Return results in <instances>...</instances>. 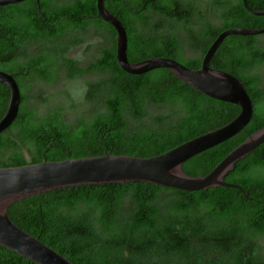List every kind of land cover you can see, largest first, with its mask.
<instances>
[{
	"label": "trees",
	"instance_id": "16d2710c",
	"mask_svg": "<svg viewBox=\"0 0 264 264\" xmlns=\"http://www.w3.org/2000/svg\"><path fill=\"white\" fill-rule=\"evenodd\" d=\"M237 2L238 18L230 17L228 9L215 13L222 29L264 27V16H251ZM200 16L187 18L165 10L170 29L181 25L174 20L185 22L184 42L190 49H195L197 35L212 30L204 14ZM120 24L128 62L161 57L188 69L198 68V59L172 52L181 44L171 33L165 38L157 35L160 26L147 33L137 32L130 17ZM23 27L0 21V53L13 44L3 39L4 30L17 33ZM234 38L243 36L225 40ZM79 43L75 40L64 50ZM240 54L231 51L211 68L242 83L252 103V116L236 135L185 161L181 169L188 176L208 174L247 135L264 126V86L249 87L244 80L255 77L233 73L228 67V59ZM57 58L65 84L82 74L94 73L98 78L83 81L88 91L81 103L73 101L66 89L35 94L19 78L18 114L0 133V168L104 154L150 158L224 126L239 112L234 105L181 85L165 69L140 76L125 74L114 60L113 38L106 40L105 50L86 67L60 53ZM52 60L51 55L38 58L7 51L0 55V71H27L31 79L53 86L57 78ZM257 65L264 66V52L244 69ZM7 94L0 85V118ZM223 181L240 187L249 200L238 189L226 187L182 192L145 183L81 185L20 200L7 207L6 215L15 227L70 264H264V246L256 245L264 236V143L237 161ZM0 264L34 263L0 247Z\"/></svg>",
	"mask_w": 264,
	"mask_h": 264
},
{
	"label": "water",
	"instance_id": "95a60500",
	"mask_svg": "<svg viewBox=\"0 0 264 264\" xmlns=\"http://www.w3.org/2000/svg\"><path fill=\"white\" fill-rule=\"evenodd\" d=\"M22 0H0V6ZM36 4V0H35ZM243 9L253 16H264V11H251L241 0ZM96 16L109 25L115 34L114 60L125 74L140 76L156 69H165L181 85L218 102L236 106L239 112L224 126L210 130L188 140L169 151L150 158L113 156L84 157L61 161L42 160L35 164L0 168V247L34 264H70L38 240L15 227L7 218L6 209L20 200L52 190L100 184L145 183L182 192L206 191L218 187L238 189L225 183L224 176L233 165L264 143V126L249 134L204 176H188L181 165L193 156L204 152L240 132L252 116V103L242 83L232 75L209 68V61L221 41L227 36H256L263 29L229 28L220 32L205 51L200 66L188 69L169 58H147L128 62L126 35L120 22L103 7V0H95ZM90 17V16H86ZM81 18V17H80ZM0 71V85L7 90V103L0 118V133L4 132L18 114L20 95L13 77ZM249 200V199H248Z\"/></svg>",
	"mask_w": 264,
	"mask_h": 264
},
{
	"label": "flooded vegetation",
	"instance_id": "af4514ba",
	"mask_svg": "<svg viewBox=\"0 0 264 264\" xmlns=\"http://www.w3.org/2000/svg\"><path fill=\"white\" fill-rule=\"evenodd\" d=\"M238 1L242 7L241 0ZM220 2L223 3V6L218 5ZM237 3V0H103V7L119 22L121 19L132 18L137 32L150 33L151 27L160 26L158 31L155 32L157 35L165 38V34L171 33L181 44L179 48H174L172 52L174 54L180 53L184 59H198L199 68L201 59L209 45L220 32L229 29L221 28L222 23L215 17V13L220 12L222 9H228L230 17L238 18ZM256 3L261 5L255 6ZM245 4L251 11H264V0H245ZM155 9L160 10L161 13L155 12ZM165 10H171L174 15L193 19L204 14V22L210 24L212 30L208 34L197 35L194 38L195 49H190L184 42L183 25L185 22L174 20V23L181 25L176 26L175 24L170 29L169 23L171 20L165 17ZM0 21L6 24L14 22L24 26L17 33L9 29L4 30L3 39L5 41L10 40L13 43L8 47V52L12 54L23 53L38 58L43 55L53 57L51 63L54 66L53 69L57 78L53 86L31 79L27 71L5 72L9 74L20 73L14 75V81L17 84L18 79L23 78L33 93L39 90L46 93L51 92L63 82L59 73L61 62L57 58L58 53L69 60L76 61L79 67H86L92 59L97 58L99 53L105 50L106 40L115 37L113 29L109 25L110 30L107 29V24L97 18L95 0H36V4L35 0H22L18 3L0 6ZM189 23L191 24V22ZM193 26L197 29L200 27L198 23H193ZM43 32L47 35H42ZM75 40H80V43L64 50ZM163 48H165V44H163ZM234 50H238L241 54L238 58L228 59L230 71L237 74H246L248 77H255L254 81L248 79L244 82L251 88H262L264 86V66L257 65L247 70L244 67L258 59L260 53L264 52V34L245 36L242 39L234 38L228 41L224 38L211 57L208 64L209 68L219 65L220 60ZM7 51L1 52L0 55L5 54ZM97 78L96 74L88 73L80 75L77 81H93ZM257 241L259 244L256 245L264 246V236L257 239Z\"/></svg>",
	"mask_w": 264,
	"mask_h": 264
},
{
	"label": "clouds",
	"instance_id": "9594fccd",
	"mask_svg": "<svg viewBox=\"0 0 264 264\" xmlns=\"http://www.w3.org/2000/svg\"><path fill=\"white\" fill-rule=\"evenodd\" d=\"M67 90L73 101L81 103L84 101L88 88L82 81L69 82L67 84Z\"/></svg>",
	"mask_w": 264,
	"mask_h": 264
},
{
	"label": "rangeland",
	"instance_id": "374dc122",
	"mask_svg": "<svg viewBox=\"0 0 264 264\" xmlns=\"http://www.w3.org/2000/svg\"><path fill=\"white\" fill-rule=\"evenodd\" d=\"M83 81V80H82ZM85 81V80H84ZM58 89H66L67 90V84H65L64 82H61L59 85H58V87H57ZM35 94H36V92H35ZM60 99L62 100V98L61 97H57V101H59L60 102ZM80 111V110H79Z\"/></svg>",
	"mask_w": 264,
	"mask_h": 264
}]
</instances>
